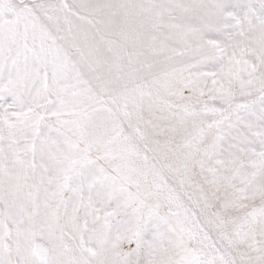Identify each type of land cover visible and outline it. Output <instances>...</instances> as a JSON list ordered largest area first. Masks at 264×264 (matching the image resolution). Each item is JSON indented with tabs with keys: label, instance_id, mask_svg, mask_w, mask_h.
I'll return each instance as SVG.
<instances>
[{
	"label": "snow or ice",
	"instance_id": "obj_1",
	"mask_svg": "<svg viewBox=\"0 0 264 264\" xmlns=\"http://www.w3.org/2000/svg\"><path fill=\"white\" fill-rule=\"evenodd\" d=\"M0 264H264V0H0Z\"/></svg>",
	"mask_w": 264,
	"mask_h": 264
}]
</instances>
